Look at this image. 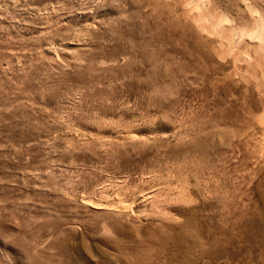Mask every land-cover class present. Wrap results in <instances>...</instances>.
Segmentation results:
<instances>
[{
    "label": "rangeland",
    "instance_id": "1",
    "mask_svg": "<svg viewBox=\"0 0 264 264\" xmlns=\"http://www.w3.org/2000/svg\"><path fill=\"white\" fill-rule=\"evenodd\" d=\"M201 1L0 0V264H264L230 53L264 0Z\"/></svg>",
    "mask_w": 264,
    "mask_h": 264
},
{
    "label": "bare ground",
    "instance_id": "2",
    "mask_svg": "<svg viewBox=\"0 0 264 264\" xmlns=\"http://www.w3.org/2000/svg\"><path fill=\"white\" fill-rule=\"evenodd\" d=\"M192 1H194V0H192ZM202 1H201L202 2L201 7L204 9L206 15L210 18V21H212L211 19H214L215 14L217 16H220L219 17L220 20H221V18L227 19L226 18V12L220 10L219 6L214 5V3H212L211 0H202ZM189 3L191 4L192 2L190 1ZM249 4H251V7L254 8V11H255V14H254L256 16L255 23H254L255 27H256L255 31H253V33L246 32L245 34H243L242 32H240V33L238 32L239 38L236 37L237 40L235 41V42H238V44L235 43L236 46L231 47L230 53L232 51H235V48H240V49H237V50H239L238 51L239 53L237 55H235V58H233L234 59L233 64L235 65V69H236V67L238 69L239 63L243 62L246 64V70L247 71H248V69H251L252 67H259L261 72H262V76H264V12L261 9L256 8L257 6L255 7V5L252 2H249ZM256 4H257V2H256ZM198 7H200V6H198ZM205 18L206 17H204V20H205ZM204 20L196 19V21H195V25L197 27V30L201 35H203V34H207V35L212 34L213 35V34H215L214 31L217 28L219 30V31L217 30L219 33V36L220 37H226L225 39H227L228 36L224 34V30L222 29L221 26H219L217 24L218 27L216 26L215 30L212 31V30H210L211 28L209 29V27H207L208 22L204 23ZM220 20H218V22ZM229 22H231V24L233 23L232 24L233 26H235V27L237 26V28H240V25L238 26L237 21H235L234 19L230 18ZM221 24H223V23L221 22ZM213 27H214V25H213ZM213 27H212V29H213ZM245 29H246V27H245ZM235 33H237V32H235ZM241 44H242V46H241ZM232 54H233V52H232ZM237 69H236V71H237ZM252 69H254V68H252ZM239 70H240V68H239ZM254 70H256V69H254ZM252 72H253V70H252ZM257 89H258V95H259V98L257 101L252 99V98L251 99L249 98L250 100L246 99V101L249 100V104L247 105L249 108V115H243V117H241V121H242L241 124L242 125H241V128H239V130H238L237 137L235 136L236 140H235V143L233 142L234 146L232 147V149L236 150L237 154H239L238 156L242 159L241 161L245 162V161H248L247 160L248 158H251V162L253 163V166L251 164L250 165L254 168V169L251 168L252 169L251 171L253 172V170H254L253 173H255V174L257 173V175L261 174V179L257 183L254 182L255 186L254 185L251 187L249 186L250 187L249 190H251V192L254 190L253 196H250V194H249L250 191L249 192H247L246 190L240 191L241 189H237L235 194H234V197L236 196L237 201H238V208L237 207H235V208L237 210V215H239L240 217L241 216L244 217V215L249 214L250 212H251V214H254L255 212H257L259 210L264 211V170H263L264 169V86L261 87L257 83ZM255 91L257 92L256 89H255ZM255 95L258 96L257 94H255ZM256 96H255V98H256ZM260 109L263 110L262 113L259 112ZM251 149H252V151H251ZM243 166H244V164H243ZM247 169H249V168H247ZM261 170H263V171H261ZM247 189H248V187H247ZM258 217L260 220V218L264 217V215L261 213ZM259 231H260V233H259L260 237L262 239L261 246H262V250L264 252V218L261 220V222L259 224Z\"/></svg>",
    "mask_w": 264,
    "mask_h": 264
}]
</instances>
